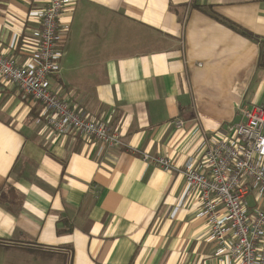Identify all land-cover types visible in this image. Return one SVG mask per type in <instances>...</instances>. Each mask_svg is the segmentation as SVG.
I'll use <instances>...</instances> for the list:
<instances>
[{"label": "crops", "instance_id": "1", "mask_svg": "<svg viewBox=\"0 0 264 264\" xmlns=\"http://www.w3.org/2000/svg\"><path fill=\"white\" fill-rule=\"evenodd\" d=\"M47 3L0 0V54L33 65ZM59 31L51 88L127 147L57 135L0 78V264H235L180 170L264 108V0H65Z\"/></svg>", "mask_w": 264, "mask_h": 264}, {"label": "built area", "instance_id": "2", "mask_svg": "<svg viewBox=\"0 0 264 264\" xmlns=\"http://www.w3.org/2000/svg\"><path fill=\"white\" fill-rule=\"evenodd\" d=\"M64 9L65 0H48L41 12V29L36 34L40 43L33 65L0 54V78L14 85L23 98L41 103L39 124H46L57 135L126 148L109 123L80 114L51 88V78L60 73L64 56L59 31ZM242 114V122L228 126L229 137L205 141L206 170L190 160L180 172L188 192L200 197V215L211 228L208 240L219 246L217 255L235 264H264V108L254 106ZM173 123L184 126L179 120ZM143 158L165 172L179 170L169 157L145 153Z\"/></svg>", "mask_w": 264, "mask_h": 264}, {"label": "trees", "instance_id": "3", "mask_svg": "<svg viewBox=\"0 0 264 264\" xmlns=\"http://www.w3.org/2000/svg\"><path fill=\"white\" fill-rule=\"evenodd\" d=\"M243 33H244V35L249 36L246 32H243ZM263 46H264V44H263ZM261 59H263V60L261 61V66H264V54H263V52H261Z\"/></svg>", "mask_w": 264, "mask_h": 264}, {"label": "rangeland", "instance_id": "4", "mask_svg": "<svg viewBox=\"0 0 264 264\" xmlns=\"http://www.w3.org/2000/svg\"><path fill=\"white\" fill-rule=\"evenodd\" d=\"M249 201H250V203H253V199L252 198H250Z\"/></svg>", "mask_w": 264, "mask_h": 264}]
</instances>
